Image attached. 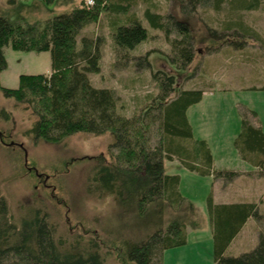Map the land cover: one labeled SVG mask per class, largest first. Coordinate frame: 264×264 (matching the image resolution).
I'll list each match as a JSON object with an SVG mask.
<instances>
[{"label":"trees","instance_id":"1","mask_svg":"<svg viewBox=\"0 0 264 264\" xmlns=\"http://www.w3.org/2000/svg\"><path fill=\"white\" fill-rule=\"evenodd\" d=\"M131 1L135 0L116 8L128 10ZM178 4L181 18L150 6L146 7L145 16L153 27L163 30L171 45L170 51L164 53L179 69H186L195 58L197 41H225L230 35H237V45H243V37L249 36L263 42L261 34L243 20L242 14L262 8L264 0H179ZM113 6L111 0L93 3L81 0L68 12L33 22L0 15V73L8 67L6 45L25 51L50 50L52 57L49 73H22L18 87L0 82V90L37 116L29 130L36 140L61 141L79 131L95 134L110 131L114 135L109 160L100 158L90 167L86 191L99 198L113 195L126 212L153 214L151 220L156 228L145 239L127 244L124 263L164 264L166 249L187 242L188 225L202 226L197 210L179 189V174L165 171L164 158L179 155L189 169L213 175L215 179L233 180L239 171L217 169L207 141H192L188 108L202 100L204 89L178 87L176 75L160 69L152 75L159 87L153 97L155 103L126 115L119 108L120 97L115 88L92 83L89 73L101 71L102 37L80 34L86 25L98 22L103 11ZM201 8L227 10L222 28L206 17L200 18ZM121 21L113 19L111 24L114 46L118 58L131 57L130 49L146 40L149 31L137 15L128 16L126 23ZM196 21L206 30L202 36L196 33ZM151 52L148 50L138 58L140 68L151 67ZM249 113L253 117L257 114L252 109L243 111L235 145L244 159L264 172V130L252 121ZM1 116L10 118V113L1 108ZM195 158L200 161H194ZM208 209L215 264H264V213L258 202H216L211 194ZM252 216L260 227L257 245L239 255H226L225 251ZM58 232V225L41 205L15 220L0 190V264H119L109 261L98 238L78 235L70 243Z\"/></svg>","mask_w":264,"mask_h":264},{"label":"rangeland","instance_id":"2","mask_svg":"<svg viewBox=\"0 0 264 264\" xmlns=\"http://www.w3.org/2000/svg\"><path fill=\"white\" fill-rule=\"evenodd\" d=\"M111 1L114 6L104 10L100 20L86 25L80 34L102 37L101 71L89 73L92 83L115 88L120 97L119 108L126 115L155 103L153 97L159 87L152 75L160 69L175 74L178 87L204 89L202 100L192 104L188 111L193 128L192 141H207L217 169H256L241 156L235 138L241 131L242 114L246 109L256 111L255 117L250 113L249 116L264 130V4L260 9L242 14L243 20L261 34L263 42L249 36L243 37V45H237V35H230L225 41H197L195 58L186 69H179L164 53L170 51L171 45L163 30L153 27L145 16L146 7L150 6L155 11L173 13L181 18L179 0H135L125 11H119L116 5L127 4L130 0ZM79 2L81 0L51 3L0 0V15L33 22L68 12ZM226 11L201 8L198 14L222 28ZM131 15L140 17L149 36L130 49L131 57L118 58L111 24L113 19L126 23ZM195 25L198 36L206 33L198 21ZM78 40L80 43V36ZM148 50H152L149 56L152 65L140 68L138 58ZM4 51L8 67L0 73L2 85L18 87L22 73H39L52 68L50 50L25 51L6 45ZM1 108L9 111L10 118L0 117V190L8 200L14 219L18 220L41 205L48 210L52 221L58 225V234L66 242L71 243L78 235L98 238L110 262L125 264L127 244L145 239L157 225L151 220L153 214L150 212L143 215L126 212L113 195L99 198L86 191L87 173L100 158L109 160L108 150L115 140L114 135L110 131L102 134L79 131L61 141L36 140L29 131L37 117L31 109L0 90ZM164 168L169 174H179L180 191L202 219L201 227L188 225L186 243L165 250L164 264H215L208 198L213 194L215 201L233 199L232 189L242 188L249 179L245 176L233 180L215 179L213 175L200 174L189 169L179 155L172 159L165 157ZM254 222L251 221L245 232L227 248L226 255H239L257 245L252 242V237H256Z\"/></svg>","mask_w":264,"mask_h":264},{"label":"crops","instance_id":"3","mask_svg":"<svg viewBox=\"0 0 264 264\" xmlns=\"http://www.w3.org/2000/svg\"><path fill=\"white\" fill-rule=\"evenodd\" d=\"M51 69L48 71H45L49 73ZM190 108H188L189 111ZM189 117V116H188ZM190 120V118H189ZM237 170V169H234ZM237 171H239L238 177L245 176L249 179V182H244L243 187L239 189H232V193L230 194L233 199H229L228 201H216V202H250V201H256L259 204V209L262 213H264V172H260L256 169H249V168H240ZM236 176V177H237ZM251 181L255 184H252ZM234 184V182H232ZM254 216L250 217L245 225L243 226L242 230L239 232V234L233 239L230 246L236 241V239L241 236L242 233H244L246 227L251 221H255L256 223V234L255 238L252 237V242L258 243L259 240V224L258 220ZM252 246V245H251ZM256 246V245H255ZM248 251V250H246Z\"/></svg>","mask_w":264,"mask_h":264},{"label":"built area","instance_id":"4","mask_svg":"<svg viewBox=\"0 0 264 264\" xmlns=\"http://www.w3.org/2000/svg\"><path fill=\"white\" fill-rule=\"evenodd\" d=\"M88 2H89V3H93V2H94V0H88Z\"/></svg>","mask_w":264,"mask_h":264}]
</instances>
